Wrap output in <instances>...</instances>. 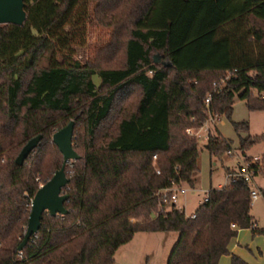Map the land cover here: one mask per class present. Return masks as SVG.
<instances>
[{"label":"trees","instance_id":"1","mask_svg":"<svg viewBox=\"0 0 264 264\" xmlns=\"http://www.w3.org/2000/svg\"><path fill=\"white\" fill-rule=\"evenodd\" d=\"M24 5L22 26L0 25V264H113L137 233H178L166 264H219L224 256L247 264L229 243L238 230H264L255 229L242 180L210 188L193 219L166 209L158 194L173 183L193 186L199 144L186 130L202 127L209 113L230 120L235 99L264 112V0ZM89 26L107 29L109 40L82 63L74 56ZM234 70L207 107L212 84ZM70 121L79 159L66 166L67 214L44 213L37 235L18 251L34 194L62 166L52 136ZM231 125L236 133L249 128ZM211 129L204 148L219 157L231 142ZM37 136L38 146L16 165ZM258 144L264 147V133L240 138L239 151ZM261 161L256 176H264V155Z\"/></svg>","mask_w":264,"mask_h":264},{"label":"rangeland","instance_id":"2","mask_svg":"<svg viewBox=\"0 0 264 264\" xmlns=\"http://www.w3.org/2000/svg\"><path fill=\"white\" fill-rule=\"evenodd\" d=\"M109 40V31L98 26H89L87 29V40L85 45L77 48L74 58L84 63L94 57L97 49L107 45ZM159 62L162 58L156 55ZM45 61H43V65ZM95 84H99V78H93ZM256 96V93H253ZM233 123H248V131H239L236 133L231 125ZM215 129L220 135L231 142V150L234 156L229 157L227 153L219 157H210L206 149V137L211 127L205 129H193L200 137L196 138L199 144L197 159V182L198 185L194 191H189L184 197H181L177 207L185 208L184 215L189 217L194 214L196 209L201 205V191L207 192L210 188L216 189L218 185H223L225 180V170L235 169L241 161L248 157L262 155L264 147L262 144L253 146L248 152L239 151V139L247 136H259L264 133V112H250L247 110L244 101L235 99L233 110L228 120L221 116L216 122ZM237 156V159L235 157ZM241 155V157L239 156ZM259 157V156H258ZM211 167V170H210ZM211 172V173H210ZM261 177V178H260ZM256 179L258 185L264 186V176L261 175ZM169 206V205H167ZM250 215L257 225L258 230H264V202L261 198L252 203ZM178 233H137L133 239L121 246L114 255L113 264H166L168 256L176 244ZM234 253L242 258L247 264H264V234L253 235L250 230H244L238 233L236 240L233 242ZM225 261L230 264V257H224Z\"/></svg>","mask_w":264,"mask_h":264},{"label":"water","instance_id":"3","mask_svg":"<svg viewBox=\"0 0 264 264\" xmlns=\"http://www.w3.org/2000/svg\"><path fill=\"white\" fill-rule=\"evenodd\" d=\"M24 0H0V25L22 26L26 20L24 11ZM156 64L160 63L157 56L153 57ZM169 67L170 64H164ZM74 130V122L70 121L65 127L56 131L52 136V143L57 147L58 152L63 157L62 166L57 170L52 178L41 185L33 196L30 205V212L27 227L23 235V239L18 247V251H22L26 244L35 237L41 227V220L44 213H48L51 217L57 215L64 216L67 210L64 204L68 200V196L64 194L63 189L69 184V178L66 174V166L71 162L79 159L72 144ZM41 136L31 139L20 151L15 164L22 166L29 154L38 146Z\"/></svg>","mask_w":264,"mask_h":264},{"label":"built area","instance_id":"4","mask_svg":"<svg viewBox=\"0 0 264 264\" xmlns=\"http://www.w3.org/2000/svg\"><path fill=\"white\" fill-rule=\"evenodd\" d=\"M237 72V70H234L233 72L227 73V75L219 82H214L212 84V92L207 95L205 98V105L208 107L210 104V100L212 97L213 93H220L222 89L225 87V83L234 76V74ZM264 99V96L261 97ZM220 120V116L217 114H208V119L207 121L203 124L200 129H205V133H207L208 126L210 127H215L216 122ZM187 134L190 136H194L196 138L200 137L197 133L194 132L193 129H188L186 130ZM208 135V134H207ZM207 140V137H206ZM242 155V153H241ZM241 155H239L241 157ZM227 156L232 157L234 156V152L232 150L227 152ZM236 159L237 156L235 155ZM247 159H250L247 161ZM243 161L240 162V164L233 170L225 173V180L224 184L219 187V189H222L224 187L229 186L230 184L234 183L236 180H242L245 184H247L250 188V201H251V206L252 203L257 201L260 197L261 194L259 192V188L257 187L256 184V172L257 170L255 169V166L261 167V160L262 157H252V158H247ZM188 191L187 186L185 184H172V186L168 189H165L161 191L158 196L160 197L161 201L169 206L173 205L176 206L178 201L180 200L181 197H184ZM201 205H204L208 202L209 196H208V191L207 192H202L201 193ZM178 210H181L179 208H176ZM195 217L194 214L190 215L188 218L193 219ZM232 229H235L234 225H231Z\"/></svg>","mask_w":264,"mask_h":264},{"label":"crops","instance_id":"5","mask_svg":"<svg viewBox=\"0 0 264 264\" xmlns=\"http://www.w3.org/2000/svg\"><path fill=\"white\" fill-rule=\"evenodd\" d=\"M264 155V153L262 154V155H257V156H259V157H262ZM253 157H256V156H253ZM247 158H251V157H248L247 156ZM198 159V158H197ZM196 166H197V162H196ZM227 169H229V168H227ZM210 170H211V167H210ZM197 173H198V167H197V171H195L193 174H192V182H193V186L192 187H188L187 185H185V186H187V188H188V191H187V193L189 192V191H194L195 189H196V187H197V185H198V182H197ZM211 173V172H210ZM258 177H260V176H258ZM257 177V178H258ZM256 178V179H257ZM261 178V177H260ZM257 184V183H256ZM221 185H218V187L216 188V189H219V187H220ZM257 187L260 189V188H264V186H261V185H258L257 184ZM210 190V189H209ZM208 190V191H209ZM203 191H201V193H202ZM186 193V194H187ZM261 199H262V197H260ZM263 200V199H262ZM263 202H264V200H263ZM169 207L170 206H167L166 207V209H169ZM176 208H179V207H177V206H175ZM180 209V208H179ZM183 211H184V207L183 208H181ZM195 213V212H194ZM254 225H255V229H257V225H256V223H254ZM258 230V229H257ZM242 231H244V230H238V232H237V235H236V237L235 238H233L231 241H230V243H229V252L231 253V254H233V255H236L235 253H234V247L232 248V246H233V242L236 240V238H237V236H238V233H240V232H242ZM155 234H157V233H155ZM237 256V255H236ZM224 257H230V256H224ZM224 257H222L220 260H219V264H228V262L227 261H225V259H224ZM239 257V256H238ZM240 258V257H239ZM242 259V258H241ZM243 260V259H242ZM244 261V260H243Z\"/></svg>","mask_w":264,"mask_h":264}]
</instances>
